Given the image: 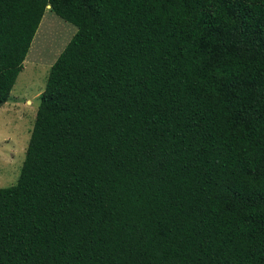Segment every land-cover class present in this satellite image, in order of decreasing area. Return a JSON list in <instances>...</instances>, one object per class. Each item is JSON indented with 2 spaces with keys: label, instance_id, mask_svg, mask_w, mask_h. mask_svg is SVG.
Wrapping results in <instances>:
<instances>
[{
  "label": "trees",
  "instance_id": "1",
  "mask_svg": "<svg viewBox=\"0 0 264 264\" xmlns=\"http://www.w3.org/2000/svg\"><path fill=\"white\" fill-rule=\"evenodd\" d=\"M46 11L0 264H264V0H0V107Z\"/></svg>",
  "mask_w": 264,
  "mask_h": 264
},
{
  "label": "rangeland",
  "instance_id": "2",
  "mask_svg": "<svg viewBox=\"0 0 264 264\" xmlns=\"http://www.w3.org/2000/svg\"><path fill=\"white\" fill-rule=\"evenodd\" d=\"M76 28L46 11L7 103L0 107V188L16 184L50 67Z\"/></svg>",
  "mask_w": 264,
  "mask_h": 264
},
{
  "label": "water",
  "instance_id": "3",
  "mask_svg": "<svg viewBox=\"0 0 264 264\" xmlns=\"http://www.w3.org/2000/svg\"><path fill=\"white\" fill-rule=\"evenodd\" d=\"M47 8H50L49 6Z\"/></svg>",
  "mask_w": 264,
  "mask_h": 264
}]
</instances>
